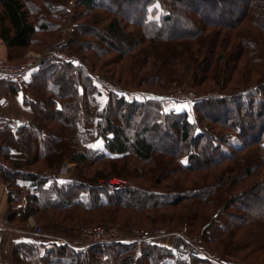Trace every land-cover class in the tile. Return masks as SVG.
<instances>
[{
    "label": "trees",
    "instance_id": "1",
    "mask_svg": "<svg viewBox=\"0 0 264 264\" xmlns=\"http://www.w3.org/2000/svg\"><path fill=\"white\" fill-rule=\"evenodd\" d=\"M66 1L0 0V40L7 48L6 59L18 60L24 51L41 50L60 36ZM132 1L128 6L126 0H77L70 36L61 47L80 59L84 58L80 47L98 57L127 56L134 88L159 80L175 81L179 78L176 67L184 64L182 70L190 72L192 86L200 91L197 85L205 80L228 82L241 60L244 70L237 77L242 82L238 85L253 84L210 92L194 102L193 113L165 111L162 92L146 89L153 96L126 98L125 93L114 91L102 98L101 86L79 59H45L22 85L1 80L0 98L22 88L23 105L31 112L27 124L0 129V179L6 190L7 219L16 217L15 205L24 192L26 206L20 220L32 215L41 224L80 226L71 223L78 216L68 214L70 208L102 218L123 209L163 208L154 218L161 230L178 229L186 236L199 233L226 255L216 245L227 233L251 223L264 226V205L258 214H252L249 205L259 200L258 193L264 197V122L252 125V118H264V0ZM95 11H101V18ZM104 21V28H99ZM106 36L122 39L125 46L114 45ZM230 53V62H222ZM224 70L226 80H222ZM111 73L104 72L109 78ZM129 84L125 82V89L133 87ZM218 107L224 111L217 112ZM227 108L232 115L224 114ZM232 133L240 142L225 150L223 144ZM65 159L76 164L68 179L47 183L41 178L43 170H54ZM131 159L152 161L156 166L143 174ZM98 162L105 164L83 170ZM170 162L181 174L195 173L200 178L191 184L161 185ZM112 175L150 182L148 187L131 182L119 190L96 184L99 178ZM210 177L215 181L209 182ZM243 182L248 185L234 191ZM189 201L202 214L212 208L209 221L198 232L190 230L198 216L194 211L187 216ZM167 207L184 208L175 213ZM222 217L225 222L221 224ZM39 247L35 241L17 242L12 264H228L194 255L183 258L170 246L152 241H112L80 249L54 241L42 252Z\"/></svg>",
    "mask_w": 264,
    "mask_h": 264
},
{
    "label": "rangeland",
    "instance_id": "2",
    "mask_svg": "<svg viewBox=\"0 0 264 264\" xmlns=\"http://www.w3.org/2000/svg\"><path fill=\"white\" fill-rule=\"evenodd\" d=\"M70 0H67L65 3V10L67 11V16H66V20H65V24L63 25L61 31H60V36H58L56 39L50 41V43H48L46 46H44L41 50L48 48L50 52V56L46 58L47 59H54V58H64L66 60H72V61H76V59H79L80 61L83 62V64L86 67L87 72L90 74L94 71H96L95 73L99 76V77H103L107 80H110L111 82H113L114 84L122 87L124 89V93L126 95V98H138V99H143L144 97L147 96H153V94H150L151 92H146L143 89L149 90V91H155V92H162L159 93L161 94V96L163 97V109L165 111H174V112H182L185 110H192L194 113V102H186V101H181V100H169L165 98V95L167 92H170L176 88L179 87H184V86H189L190 88L193 89V91L200 93L202 95V98L204 96H207L206 94H209L210 92H219L220 90L223 91H229V90H236L238 88H240V86L245 87L247 85H252L253 82L249 83L248 81L246 82V85L244 86L242 85H238L242 82L239 81V79L237 78L238 76L240 77L241 71L244 70V66H243V60L240 61L237 69L235 72H232L230 77V80L228 82H224L221 81L219 84L215 83L212 80H205L204 82L200 83L199 85H197V89H199L200 91H197L193 86H192V78L190 77V72L186 73V71L184 72L182 70V66H184V64L180 67H176L177 70V74L179 75V78H177V80L179 83H175L174 80H159V82L161 83H147L144 84L142 86H138L135 87V85L132 84L131 81L133 77L129 71V65H130V59L126 56L125 58L123 57L122 59H119L117 55H115L114 53H108L105 54L102 57H98L96 56L94 53V51L88 49V48H82L80 47L79 49V55L83 56L84 58L80 59L75 53L71 52L69 49L66 48H62L61 46L63 45V43L69 38V34L71 31V28L74 24V13L77 9V5L75 4L77 2V0H72L71 3H69ZM112 2H120L122 0H111ZM128 6H131L132 4H134V1L132 0H126L125 2ZM225 4L226 2L223 1L221 4ZM101 11H95L94 13H97L98 17L102 16L100 14ZM208 12L212 13V9ZM104 14V13H103ZM101 18V17H100ZM99 28H104L106 21L99 23ZM122 24H125L124 22H122ZM102 37V39H99V41H103L104 37ZM108 38H111L114 41V45L116 46H125V42H123L122 39H118L116 37H109L106 36ZM86 38L89 39V36H87ZM94 39V37H93ZM107 40V39H106ZM40 49H28L26 51H24L23 54H21L20 59L18 60H14L16 62H24L26 61L29 57L33 56L34 54L41 52ZM231 55V56H230ZM233 57V55L230 53L228 55H226L224 57V59H222V62H226L229 61L230 59ZM235 57V55H234ZM114 59H117L116 62L112 61ZM45 60V59H44ZM114 62V63H112ZM184 63V61H183ZM37 68V67H36ZM32 69L33 70H36ZM93 70V71H92ZM112 70V73H111ZM31 71V72H32ZM110 72L111 73V78H109L106 74H104V72ZM30 72V73H31ZM227 73L224 70L223 76H222V80H226L227 78ZM95 82H97V84L99 85V87L102 90V98H105L107 96V94L109 92H114L113 89H110L109 92L105 90L104 85L94 79ZM119 81V82H118ZM26 81L21 82L20 85H22L23 83H26ZM125 82L131 83L129 85H133V87L128 86V89H125ZM18 83V82H17ZM198 83V82H197ZM127 87V86H126ZM166 104V106H165ZM220 105V104H218ZM208 105H206L207 107ZM221 106V105H220ZM228 110L224 113L227 116H230V114L232 113L231 110H229V108H227ZM217 112H222L224 111V107H218V109L216 110ZM220 114V113H218ZM232 115V114H231ZM263 119L258 120L255 117L252 118V125H262L263 124ZM175 132V131H172ZM240 140L236 137V135H234L233 133L231 134V136H229L227 143L223 144V147L225 150H230L231 149V145H234L235 143H239ZM254 147L252 149H247L245 150V152H250L251 150L253 151ZM64 161V160H63ZM130 161L133 162V164H136L140 169H142L143 174H145V171L148 168H151L153 166H156L152 161H140L138 159H131ZM62 164V163H61ZM60 164V165H61ZM105 163L104 162H98L95 164H92V166H85L83 167V170L85 171H91L93 166L98 165V166H103ZM133 164H130V166H134ZM225 165V164H224ZM173 166L174 163L170 162L167 163V167H165L164 169H168L169 172H167V175L164 176V179L161 180V185L164 186H168L170 184H191L192 181L194 179H198L200 178V175L196 176L195 173H186V174H181V172H179L176 168H174ZM76 164L72 162V164L70 165V167L68 168V172H69V176H71L72 174L75 173V168ZM58 168V167H57ZM56 168V169H57ZM54 170H43L42 172L45 171H55ZM147 173V172H146ZM190 174V175H188ZM67 175V176H68ZM139 177V175H138ZM134 182L132 181L131 178H129L130 183H136L140 186H146L148 187L150 180H146L145 178H141V179H133ZM61 181V180H58ZM56 181V182H58ZM215 179L214 177H210L209 182H214ZM248 185L247 182H243L241 184L236 185L235 190H241L244 189V187ZM175 186V185H174ZM259 196H257V198L259 200H257V202L255 203H250V209H254L252 211V214H258L259 212H261L260 210L262 209V205H264V197L261 198V194L258 193ZM189 203H191L190 205H187L186 207V214L187 216L190 215V213L192 211H194V216H198L197 219L192 222V229H190L192 232H198L201 230V227L204 223H206L207 221H209L210 218H207L210 215V212H212V208L208 207L209 211L207 210V212L204 211V214H202L200 211V207H198L196 204L192 203L191 201H189ZM200 206V203H199ZM204 206V205H203ZM203 206H201L202 208H204ZM184 207H167L166 210L169 211H174L175 213L178 211H183ZM156 210V211H155ZM67 213H72L75 216H78V221L76 222H71V223H76V225H80L78 226V229L81 226H86V225H94V224H102V225H106V226H114L116 228V233H118L117 237H124V236H129L127 239L129 241H140V240H136L133 239L131 236H134V234H132V232L134 230H150V229H155V228H159L162 225L159 224L158 220H154V218L156 217V212L158 211H165L163 208H157V209H147V210H135V209H123L122 211H119L118 213H116L113 216H106L105 218H102L100 216L96 217L95 214H93L92 212L88 211H84L83 209H79V208H70L66 210ZM199 211V213H198ZM86 212V213H85ZM248 216V215H247ZM82 217V218H79ZM153 218V219H152ZM247 218V217H245ZM60 219V218H56ZM85 222H84V221ZM60 221V220H58ZM181 221V220H180ZM31 222L33 223H40L39 221H37L32 215H28L24 221V223H26V225L28 226V224H30ZM61 222V221H60ZM219 222L222 224L223 222H225V217L221 218L219 220ZM115 223V224H112ZM117 223V225H116ZM41 224V223H40ZM118 224H122V225H126L128 227H122ZM181 222L178 224L180 225ZM169 225V224H168ZM250 226H246V227H240L236 230H233L234 232H230L227 233L226 236H224V241L221 244L216 245V248L219 249L220 251H224L223 253H226V255L222 254L221 252H219L218 250L212 248L213 245L212 244H207L204 240H203V235H200L199 233L191 235L187 234L184 235L185 237H190L191 239H194L195 237L197 238V241L199 242L195 247L197 248V250L199 251L198 256L201 257H206V258H210L213 261L219 262L222 260H226L228 264H264V226L262 227H256L255 223H251L249 224ZM42 227V226H41ZM142 227V228H141ZM29 228V227H28ZM172 231H176V232H180L182 234L183 231L178 230V229H173L170 231H165L166 234L163 237V239L161 240V244H165L168 245V247L170 246V242H171V236L169 235L170 232ZM43 234V227H42V233L39 235ZM259 239H262L261 241L262 244H259ZM88 241V240H87ZM89 242V241H88ZM225 244V247L223 250L220 249L221 246L219 245H223ZM171 248V247H170ZM172 250V249H171ZM173 251V250H172Z\"/></svg>",
    "mask_w": 264,
    "mask_h": 264
},
{
    "label": "built area",
    "instance_id": "3",
    "mask_svg": "<svg viewBox=\"0 0 264 264\" xmlns=\"http://www.w3.org/2000/svg\"><path fill=\"white\" fill-rule=\"evenodd\" d=\"M72 0L69 1L71 3ZM49 49L45 48L29 57L24 62L10 61L6 58H0V81L1 80H12L18 83L24 82L30 75L32 69H35L39 64L50 56ZM91 77L100 81L106 91L109 92L113 89L115 92L124 93V89L110 80L103 77H99L95 72L91 73ZM207 95V94H206ZM166 99L169 100H181L186 102H194L200 98L202 95L200 93L193 91L189 86L179 87L165 95ZM28 120L20 115L14 113H0V129L6 126H16L19 124H27ZM72 162L65 159L61 165L55 171H45L41 172L39 175L41 178L45 179L47 183L58 181L63 176L67 175L68 168ZM96 184L102 186L108 190H119L130 185V181L124 177L112 175L105 178H99ZM9 225L7 220H3L0 223V234ZM28 227L32 229L34 234H41L42 227L39 224L31 223ZM79 233L81 236L85 237L90 244L94 243H104L112 241L127 242L129 236L117 237L116 228L114 226H106L102 224L86 225L79 228ZM134 236L133 239L140 241H152L161 244V240L165 236L166 232L160 228L150 229V230H134L132 232ZM171 237L170 247L173 252L180 257H189L191 255L198 256L199 251L195 247L199 242L197 238L191 239L190 237H185L184 234L176 231H172L169 234ZM130 238V237H129ZM59 243H66L64 239L57 240ZM88 246V245H87ZM86 246V247H87Z\"/></svg>",
    "mask_w": 264,
    "mask_h": 264
},
{
    "label": "crops",
    "instance_id": "4",
    "mask_svg": "<svg viewBox=\"0 0 264 264\" xmlns=\"http://www.w3.org/2000/svg\"><path fill=\"white\" fill-rule=\"evenodd\" d=\"M7 57V48L0 40V58ZM29 78V77H28ZM27 78V80H28ZM23 90L19 89L17 93L3 95L0 98V113H14L25 117L28 121L31 119L30 110L23 105ZM25 95L30 98L28 93ZM166 106V104H165ZM69 172H67V175ZM63 176L59 180L63 181L70 176ZM26 206V192L23 193L20 201L15 205L16 217L13 220L7 219V197L3 181L0 179V223L7 220L9 225L0 234V264H12V253L14 245L17 242L35 241L40 244V252L44 246L59 239H64L67 244L74 248H85L89 245L87 239L80 235L78 226L62 225L57 223H43V234H34L32 229L28 228L23 217ZM28 264V263H26Z\"/></svg>",
    "mask_w": 264,
    "mask_h": 264
},
{
    "label": "bare ground",
    "instance_id": "5",
    "mask_svg": "<svg viewBox=\"0 0 264 264\" xmlns=\"http://www.w3.org/2000/svg\"><path fill=\"white\" fill-rule=\"evenodd\" d=\"M31 223H32V222H31ZM31 223H30V224H31Z\"/></svg>",
    "mask_w": 264,
    "mask_h": 264
}]
</instances>
